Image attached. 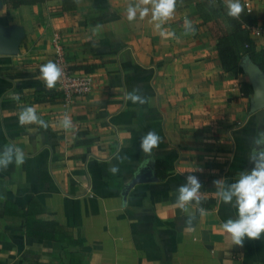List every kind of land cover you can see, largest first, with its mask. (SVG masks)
Returning <instances> with one entry per match:
<instances>
[{
  "label": "crops",
  "instance_id": "1",
  "mask_svg": "<svg viewBox=\"0 0 264 264\" xmlns=\"http://www.w3.org/2000/svg\"><path fill=\"white\" fill-rule=\"evenodd\" d=\"M198 1L177 0L164 25L177 38L165 39L150 15L127 21V5L139 0H43L16 9L0 0V29L20 32L16 50L0 56V151L12 145L25 154L23 165L0 168V264H264V234L237 246L221 231L235 209L218 200L213 185L251 169L249 145L264 131V109L251 111L252 88L241 68L220 70L210 26L193 13ZM240 2L250 5L248 20L264 27V0ZM185 17L194 35L185 34ZM55 34L70 68L94 81L90 95L68 107L37 73L52 61ZM250 38L264 50V37ZM241 82L249 84V97ZM134 88L145 104L125 99ZM25 106L47 127L21 126ZM65 114L70 130L60 124ZM149 130L161 138L151 157L157 181L134 185L123 201V188L146 158L139 143ZM111 166L119 171L112 174ZM190 173L202 184L201 203L184 212L177 189ZM31 200L40 212L29 220L67 229L77 261L60 244L26 233Z\"/></svg>",
  "mask_w": 264,
  "mask_h": 264
},
{
  "label": "clouds",
  "instance_id": "2",
  "mask_svg": "<svg viewBox=\"0 0 264 264\" xmlns=\"http://www.w3.org/2000/svg\"><path fill=\"white\" fill-rule=\"evenodd\" d=\"M227 15L237 18L243 12V5L240 0H224ZM177 7V0H139L136 5L129 3L126 7V19L132 22L139 16L144 20L150 15L154 31L165 39H176L175 31L165 30L164 25L173 18ZM185 34H195L196 29L193 22L185 17L183 21ZM64 75L63 69L53 61L40 65L39 79L43 81L45 87L49 90L55 88L57 82ZM14 99H19L18 94H13ZM126 100L132 103L145 104L147 98L140 93L139 88H134L126 93ZM18 123L21 126L38 124L41 127H47L43 119L37 115L33 106H25L18 115ZM64 130H70L73 127L71 118L65 114L60 121ZM161 138L152 130H149L140 138L139 147L145 154V159L139 164L137 177L140 170L146 168L150 163L153 150L159 147ZM127 157L122 158L126 160ZM248 160L252 164L250 170L241 171L234 178L233 182L226 183L224 179H216L213 185L216 187L215 196L224 204H230L235 209L236 218L226 219L220 224V229L225 233L234 245L243 246L245 238L259 239L264 234V131L256 133L249 145ZM25 162V154L22 148L18 146L6 145L3 151H0V168H7L10 164L20 166ZM109 171L115 174L119 171L116 166H111ZM195 171L203 172L202 168ZM185 183L177 189L176 203L182 211L187 212V205L195 202L201 203L200 189L202 184L199 178L190 173L185 176ZM234 201V203H233ZM202 215H206L203 208L198 209ZM194 216H189L187 225L192 224Z\"/></svg>",
  "mask_w": 264,
  "mask_h": 264
},
{
  "label": "trees",
  "instance_id": "3",
  "mask_svg": "<svg viewBox=\"0 0 264 264\" xmlns=\"http://www.w3.org/2000/svg\"><path fill=\"white\" fill-rule=\"evenodd\" d=\"M4 3L8 9H16L24 5L41 4L43 0H4ZM193 13L201 24L210 26L220 70L224 73H234L238 71L243 60H248L264 73V50H257L250 38L249 28L253 22L248 20L244 11L239 17L232 18L227 15L224 4L219 0H203L195 4ZM37 73L39 74V70ZM240 90L243 96H250L248 83L241 82ZM59 95L61 97L60 92ZM156 167L159 170L161 163L158 162ZM158 177L161 180L164 174H159ZM35 204V200H31L24 213L26 233L39 239H48L60 244L64 256L70 261H77L78 253L73 250L77 244L72 240L67 229L54 221L29 220L40 212V209H37L38 205ZM33 209L36 211L31 215ZM27 221L30 222V225L27 224Z\"/></svg>",
  "mask_w": 264,
  "mask_h": 264
},
{
  "label": "water",
  "instance_id": "4",
  "mask_svg": "<svg viewBox=\"0 0 264 264\" xmlns=\"http://www.w3.org/2000/svg\"><path fill=\"white\" fill-rule=\"evenodd\" d=\"M19 36L18 29H0V56L10 55L16 50L19 44ZM240 68L252 88L251 111L264 109V73L248 60H243ZM154 181H157V178L154 176L153 164L150 163L146 168L140 170L138 177L135 174L130 183L123 188L121 192L123 201H125L128 190L134 185Z\"/></svg>",
  "mask_w": 264,
  "mask_h": 264
},
{
  "label": "built area",
  "instance_id": "5",
  "mask_svg": "<svg viewBox=\"0 0 264 264\" xmlns=\"http://www.w3.org/2000/svg\"><path fill=\"white\" fill-rule=\"evenodd\" d=\"M244 12H251L248 2L243 4ZM250 35H259L264 37V27L252 25L249 28ZM53 48L52 61L63 69L64 75L56 84V90L61 93L63 106H70L76 98L87 97L94 88L92 76L83 72L76 71L70 68L66 59L65 52L62 46L61 38L55 34L51 40Z\"/></svg>",
  "mask_w": 264,
  "mask_h": 264
}]
</instances>
